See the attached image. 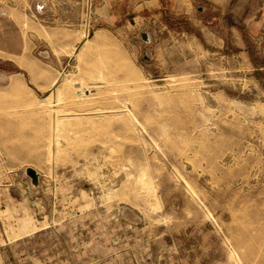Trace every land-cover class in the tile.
Listing matches in <instances>:
<instances>
[{
	"label": "rangeland",
	"instance_id": "1",
	"mask_svg": "<svg viewBox=\"0 0 264 264\" xmlns=\"http://www.w3.org/2000/svg\"><path fill=\"white\" fill-rule=\"evenodd\" d=\"M102 1L0 0V264H264L262 0L205 52Z\"/></svg>",
	"mask_w": 264,
	"mask_h": 264
},
{
	"label": "crops",
	"instance_id": "2",
	"mask_svg": "<svg viewBox=\"0 0 264 264\" xmlns=\"http://www.w3.org/2000/svg\"><path fill=\"white\" fill-rule=\"evenodd\" d=\"M112 0H103V9H109ZM124 5L132 4L133 12L144 16L148 12L149 21H153L154 28L150 31L152 36L156 35L157 29H163L169 34L177 33L186 36L181 43L184 49L195 46L197 50L205 52V45L210 49H222L225 45V30L233 34L238 33V26L230 22L232 18H238L237 10H231L230 6L234 0H117ZM252 9V8H251ZM250 9V10H251ZM260 18L254 17L255 14L239 16L246 27H260L264 29V0L259 8ZM164 14L172 19L182 18L190 23V29H177L168 22H162ZM157 20L161 26H157ZM193 27L195 28L193 30ZM194 34H200L202 40L195 37ZM158 41L157 38L155 42Z\"/></svg>",
	"mask_w": 264,
	"mask_h": 264
},
{
	"label": "water",
	"instance_id": "3",
	"mask_svg": "<svg viewBox=\"0 0 264 264\" xmlns=\"http://www.w3.org/2000/svg\"><path fill=\"white\" fill-rule=\"evenodd\" d=\"M142 37H143L144 39H147V35H146V34H143ZM32 174H34V173H32Z\"/></svg>",
	"mask_w": 264,
	"mask_h": 264
},
{
	"label": "bare ground",
	"instance_id": "4",
	"mask_svg": "<svg viewBox=\"0 0 264 264\" xmlns=\"http://www.w3.org/2000/svg\"><path fill=\"white\" fill-rule=\"evenodd\" d=\"M60 112V111H59Z\"/></svg>",
	"mask_w": 264,
	"mask_h": 264
}]
</instances>
